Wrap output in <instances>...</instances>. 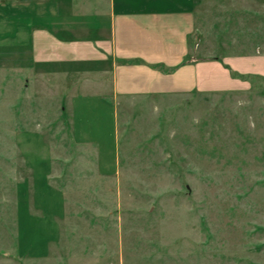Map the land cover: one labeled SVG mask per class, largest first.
Masks as SVG:
<instances>
[{"label": "rangeland", "instance_id": "obj_1", "mask_svg": "<svg viewBox=\"0 0 264 264\" xmlns=\"http://www.w3.org/2000/svg\"><path fill=\"white\" fill-rule=\"evenodd\" d=\"M204 9L199 59L254 54L256 76L121 102L107 145L0 52V264H264V0Z\"/></svg>", "mask_w": 264, "mask_h": 264}, {"label": "crops", "instance_id": "obj_2", "mask_svg": "<svg viewBox=\"0 0 264 264\" xmlns=\"http://www.w3.org/2000/svg\"><path fill=\"white\" fill-rule=\"evenodd\" d=\"M3 1L0 52L29 54L25 83L58 103L86 143L107 145L121 102L240 91L239 78L256 76L254 54L230 56L241 62L232 71L199 59L205 0L202 10L200 0Z\"/></svg>", "mask_w": 264, "mask_h": 264}]
</instances>
